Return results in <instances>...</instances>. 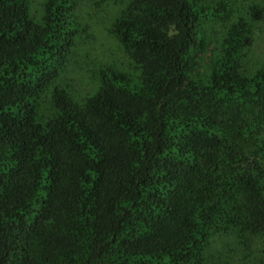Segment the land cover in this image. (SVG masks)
<instances>
[{"label": "trees", "instance_id": "obj_1", "mask_svg": "<svg viewBox=\"0 0 264 264\" xmlns=\"http://www.w3.org/2000/svg\"><path fill=\"white\" fill-rule=\"evenodd\" d=\"M0 264H264V0H0Z\"/></svg>", "mask_w": 264, "mask_h": 264}]
</instances>
